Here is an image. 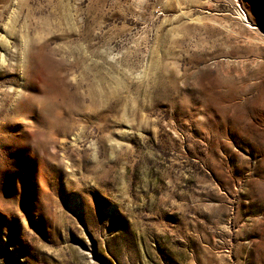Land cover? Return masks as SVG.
<instances>
[{
    "label": "rangeland",
    "instance_id": "1",
    "mask_svg": "<svg viewBox=\"0 0 264 264\" xmlns=\"http://www.w3.org/2000/svg\"><path fill=\"white\" fill-rule=\"evenodd\" d=\"M0 264H264V0H0Z\"/></svg>",
    "mask_w": 264,
    "mask_h": 264
}]
</instances>
